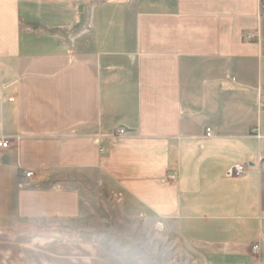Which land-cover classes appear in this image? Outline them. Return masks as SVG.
I'll use <instances>...</instances> for the list:
<instances>
[{
	"label": "crops",
	"instance_id": "0c3cea01",
	"mask_svg": "<svg viewBox=\"0 0 264 264\" xmlns=\"http://www.w3.org/2000/svg\"><path fill=\"white\" fill-rule=\"evenodd\" d=\"M0 138V264H93L88 244L36 239L37 259L28 238L31 226L84 218L100 188L202 260L254 264L250 245L264 258V6L0 0ZM208 218L221 222L206 228Z\"/></svg>",
	"mask_w": 264,
	"mask_h": 264
},
{
	"label": "rangeland",
	"instance_id": "374dc122",
	"mask_svg": "<svg viewBox=\"0 0 264 264\" xmlns=\"http://www.w3.org/2000/svg\"><path fill=\"white\" fill-rule=\"evenodd\" d=\"M263 6L264 3L260 5V8ZM118 134L121 133L118 132ZM245 165L247 167L245 172H248L258 166V161L255 160L252 167H249L248 163ZM237 177L239 176L235 178ZM173 179V175H166V180ZM87 199V203L82 204L85 217L58 224L61 231H52L57 222L48 223L45 228L49 229L48 232L29 231L28 242L32 241L30 243L33 245L32 257L38 259L41 256L40 248L36 245V239H45L50 242L48 248L53 246L55 249L69 244H88L95 252L96 257L93 264H235V261L232 262L231 260L205 261L200 259L198 254L190 251L188 246L182 244L179 238L171 235L166 227L157 222L151 223L154 215L146 214L143 221L140 219L134 221L132 219L134 215L131 214L132 209L121 207L122 197L120 194L109 195L105 189L100 188L98 192L90 195ZM220 222L208 218L202 223L207 228ZM249 225L248 230L250 232H253L252 230L258 231L254 224L250 222ZM253 236L251 235V237ZM253 242L263 243L258 237ZM248 252L251 256V263L264 264V258L258 254L259 247L258 250H254L250 245ZM62 253L65 255L64 257L70 256L73 260L77 256L74 252L62 251ZM46 254L48 258L52 259L56 253L49 249ZM65 262L67 264L66 260Z\"/></svg>",
	"mask_w": 264,
	"mask_h": 264
},
{
	"label": "built area",
	"instance_id": "2783aa9c",
	"mask_svg": "<svg viewBox=\"0 0 264 264\" xmlns=\"http://www.w3.org/2000/svg\"><path fill=\"white\" fill-rule=\"evenodd\" d=\"M258 2H259V7H260V5L264 3V0H258ZM253 36L254 35L250 34V35H246L245 38L247 40H250V39L253 38ZM118 132L119 133H123V130L120 129ZM205 135L206 136H210V129H206ZM8 146H9V142L6 139H4V138H0V149H5ZM246 168L247 167H246L245 164H235V165L231 166L230 168H228L225 171L224 176L227 177V178L240 176V175H242L245 172ZM32 174L33 173L31 171H29V170L23 171V177L24 178H30L32 176ZM22 184H23L22 181H19L18 182V187H22ZM252 248L254 250H258V244H253Z\"/></svg>",
	"mask_w": 264,
	"mask_h": 264
},
{
	"label": "trees",
	"instance_id": "16d2710c",
	"mask_svg": "<svg viewBox=\"0 0 264 264\" xmlns=\"http://www.w3.org/2000/svg\"><path fill=\"white\" fill-rule=\"evenodd\" d=\"M33 231H36L37 233H43V232H48L49 229H45L46 227H41L40 229H37L35 226H31ZM52 231H59L57 229H53Z\"/></svg>",
	"mask_w": 264,
	"mask_h": 264
},
{
	"label": "bare ground",
	"instance_id": "6f19581e",
	"mask_svg": "<svg viewBox=\"0 0 264 264\" xmlns=\"http://www.w3.org/2000/svg\"><path fill=\"white\" fill-rule=\"evenodd\" d=\"M87 256V255H86Z\"/></svg>",
	"mask_w": 264,
	"mask_h": 264
}]
</instances>
